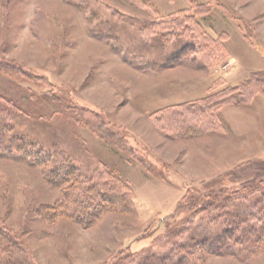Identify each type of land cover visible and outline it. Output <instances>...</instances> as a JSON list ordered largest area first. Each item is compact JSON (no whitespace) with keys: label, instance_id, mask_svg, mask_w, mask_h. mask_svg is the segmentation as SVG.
I'll return each mask as SVG.
<instances>
[{"label":"rangeland","instance_id":"1","mask_svg":"<svg viewBox=\"0 0 264 264\" xmlns=\"http://www.w3.org/2000/svg\"><path fill=\"white\" fill-rule=\"evenodd\" d=\"M175 16L191 39L131 35ZM0 60L44 80L0 73V112L15 129L0 139V222L22 243L19 263L264 264V87L212 110L221 133L170 138L157 124L160 110L264 76V0H0ZM52 146L71 163L64 181L106 169L130 208L89 227L44 219L68 194L33 164ZM227 197L240 200L211 206ZM225 211L245 217L239 229L208 218Z\"/></svg>","mask_w":264,"mask_h":264},{"label":"trees","instance_id":"2","mask_svg":"<svg viewBox=\"0 0 264 264\" xmlns=\"http://www.w3.org/2000/svg\"><path fill=\"white\" fill-rule=\"evenodd\" d=\"M139 1L142 2L143 0ZM185 20L186 19L178 16L171 18L169 21L167 19H161L159 21H153L152 24L149 25L150 30L141 26V30L139 31H130L129 29L132 27L128 26L125 21L121 22V24L115 20L112 22L117 24L115 29L117 32L129 30L130 32H134L131 35L136 39H139V37L142 39V37H144V39L150 40L151 38H149L147 33L144 34V32H164L160 33L159 37L169 40L171 38L173 40L177 39L179 36L176 35V32H179L182 34L181 36L183 38L190 37L191 39L194 32H188V29L190 28L193 31L194 26L191 23H186ZM125 24L127 26H125ZM160 25L167 27L160 30ZM178 27H180V29L176 30ZM202 48H204V46ZM0 73L15 81L27 82L32 85L44 84L42 78L39 79L21 70L16 67L14 62L0 60ZM263 77L264 76L257 75L254 76L253 79L248 78L247 81H245L247 83L243 82L245 85L240 84V86L233 87L232 89L222 90L210 98L206 97L195 102L179 104L160 110L157 116V124L160 130L170 138L195 137L202 133H221L223 126L220 121L214 119L213 116L215 113L212 110L223 106L246 103L251 95L261 93L264 87ZM191 122L192 124H190ZM14 130V126L8 121L5 112H0V139L7 134L13 133ZM26 149H28V147H26ZM46 150H38L34 152L33 155L31 154L33 159H35L33 164L43 169L45 180L50 186L57 187L67 184L64 188V192L67 191L68 194L63 196L66 200L65 204L56 203L53 207L43 210L41 215H43L42 217L44 219L50 220L53 216L59 214L74 219L80 225H84V227H89L97 216L108 211V208L113 211H123L125 208H130L132 204L131 191L119 178L110 173V171L106 169L102 171L94 170L90 177L64 181L66 180L67 174L60 176L59 172L63 169L65 170L64 172L67 173V170L71 169V163H69V160L63 153L56 151L53 146L48 147ZM239 200V198L230 199V197H227L217 202L218 204L214 205V203H212L211 206L221 210L225 207L229 209V205L232 203L236 204ZM202 206L203 207L199 208L198 211L207 209L204 208L207 207L206 202H203ZM220 216L230 218L228 226L233 231L239 229L240 223L245 221V217L242 218L240 215H237V213H229L228 211L222 213L218 212L216 216L208 218L215 220V218H222ZM23 254L24 250L22 243L15 237L11 229L0 222V264H21L19 260H22L20 257ZM121 254H118V256ZM127 259L128 258H126V260ZM123 262L125 261L121 263ZM125 263L127 264V262Z\"/></svg>","mask_w":264,"mask_h":264}]
</instances>
